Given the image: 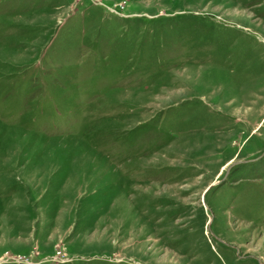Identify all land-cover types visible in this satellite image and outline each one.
Segmentation results:
<instances>
[{
  "label": "rangeland",
  "instance_id": "rangeland-1",
  "mask_svg": "<svg viewBox=\"0 0 264 264\" xmlns=\"http://www.w3.org/2000/svg\"><path fill=\"white\" fill-rule=\"evenodd\" d=\"M0 264H264V0H0Z\"/></svg>",
  "mask_w": 264,
  "mask_h": 264
}]
</instances>
